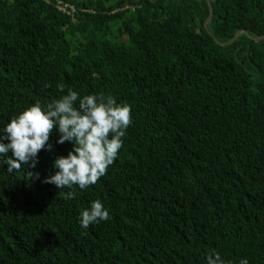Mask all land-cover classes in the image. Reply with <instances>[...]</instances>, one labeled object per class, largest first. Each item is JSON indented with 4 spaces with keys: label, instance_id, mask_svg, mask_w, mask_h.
<instances>
[{
    "label": "trees",
    "instance_id": "1",
    "mask_svg": "<svg viewBox=\"0 0 264 264\" xmlns=\"http://www.w3.org/2000/svg\"><path fill=\"white\" fill-rule=\"evenodd\" d=\"M58 1L0 0V135L69 88L132 123L86 189L42 182L74 147L58 129L35 168L0 155V264H264V37L232 40L264 35V0H210L208 27L209 0ZM95 200L109 219L83 228Z\"/></svg>",
    "mask_w": 264,
    "mask_h": 264
},
{
    "label": "clouds",
    "instance_id": "2",
    "mask_svg": "<svg viewBox=\"0 0 264 264\" xmlns=\"http://www.w3.org/2000/svg\"><path fill=\"white\" fill-rule=\"evenodd\" d=\"M57 88L63 92L65 85L58 83ZM132 123L131 108L127 104L118 103L109 95L88 94L83 97L69 88L67 93L47 104L46 109L34 104L18 116L13 117L0 135V155L12 156L3 161L11 173L19 171L22 165L31 161V167L38 163V154L43 150L52 151L49 143L54 129L59 131L57 143L74 142V147L64 156L54 160L55 174H49L42 181L55 185L58 189L73 188L78 185L86 189L95 185L106 175L108 167L117 158L122 147V137ZM29 173V180L39 173ZM65 200L75 197L69 191L63 193ZM109 211L100 200L91 202L88 209L80 213V224L83 228L107 221ZM207 264H225L219 253H209ZM240 264H249L247 258Z\"/></svg>",
    "mask_w": 264,
    "mask_h": 264
},
{
    "label": "water",
    "instance_id": "3",
    "mask_svg": "<svg viewBox=\"0 0 264 264\" xmlns=\"http://www.w3.org/2000/svg\"><path fill=\"white\" fill-rule=\"evenodd\" d=\"M209 4H210V15H209V17L207 18V20H206V22H205V25H206V27H208V23H209V21L211 20V18L213 17V15H214V9H213V6H212V4H211V1L209 0ZM246 32L250 37H253V38H260V37H264V35H262V36H253V35H251L246 29H240V30H238L237 32H236V34H235V36H234V38L232 39V40H234L241 32ZM220 43H222V44H226V43H228V42H220Z\"/></svg>",
    "mask_w": 264,
    "mask_h": 264
},
{
    "label": "built area",
    "instance_id": "4",
    "mask_svg": "<svg viewBox=\"0 0 264 264\" xmlns=\"http://www.w3.org/2000/svg\"><path fill=\"white\" fill-rule=\"evenodd\" d=\"M57 7L60 10H62L64 12H67V13H71V14H73L75 12V10H76V8L73 5L65 3V2H63L61 0L58 1Z\"/></svg>",
    "mask_w": 264,
    "mask_h": 264
},
{
    "label": "rangeland",
    "instance_id": "5",
    "mask_svg": "<svg viewBox=\"0 0 264 264\" xmlns=\"http://www.w3.org/2000/svg\"><path fill=\"white\" fill-rule=\"evenodd\" d=\"M119 40L122 41L123 44H126V42L128 41V37L126 35L121 34Z\"/></svg>",
    "mask_w": 264,
    "mask_h": 264
}]
</instances>
